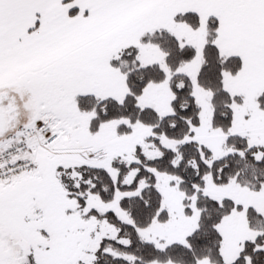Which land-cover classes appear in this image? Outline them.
<instances>
[{"label":"snow or ice","instance_id":"snow-or-ice-1","mask_svg":"<svg viewBox=\"0 0 264 264\" xmlns=\"http://www.w3.org/2000/svg\"><path fill=\"white\" fill-rule=\"evenodd\" d=\"M0 264H264V0H0Z\"/></svg>","mask_w":264,"mask_h":264}]
</instances>
